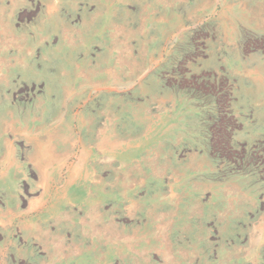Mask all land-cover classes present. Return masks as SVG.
<instances>
[{"label": "rangeland", "instance_id": "1", "mask_svg": "<svg viewBox=\"0 0 264 264\" xmlns=\"http://www.w3.org/2000/svg\"><path fill=\"white\" fill-rule=\"evenodd\" d=\"M0 264H264V0H0Z\"/></svg>", "mask_w": 264, "mask_h": 264}]
</instances>
